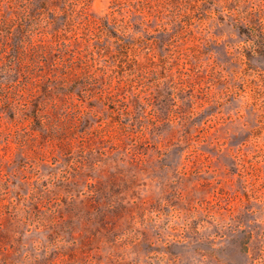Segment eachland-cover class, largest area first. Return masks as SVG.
I'll list each match as a JSON object with an SVG mask.
<instances>
[{"label": "rangeland", "instance_id": "obj_1", "mask_svg": "<svg viewBox=\"0 0 264 264\" xmlns=\"http://www.w3.org/2000/svg\"><path fill=\"white\" fill-rule=\"evenodd\" d=\"M112 1L0 0V264H264V0Z\"/></svg>", "mask_w": 264, "mask_h": 264}, {"label": "trees", "instance_id": "obj_2", "mask_svg": "<svg viewBox=\"0 0 264 264\" xmlns=\"http://www.w3.org/2000/svg\"><path fill=\"white\" fill-rule=\"evenodd\" d=\"M117 2H118V0L112 1L111 7H110L111 8V14H109V17L105 19L104 23L105 22L109 23V19L111 17H114L117 13L119 14V10H118L119 4H117ZM145 2H146V0H145ZM83 5H84L83 3H80L78 7L76 6V7L72 8L73 10L70 11V13H72L71 17H69L68 12H66L65 19H66L67 23H68V20H70V18H72L73 14H78V12L81 13L84 10ZM134 9H135L134 17L136 18V22L133 26V29H137V28L142 27V24H143L142 21L147 22L150 19V17H153L152 12L149 11L147 3H143L141 6H137ZM107 25H109V24H107ZM104 26H105V24H104ZM163 29L166 31V29L164 27H163Z\"/></svg>", "mask_w": 264, "mask_h": 264}]
</instances>
